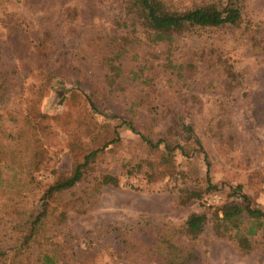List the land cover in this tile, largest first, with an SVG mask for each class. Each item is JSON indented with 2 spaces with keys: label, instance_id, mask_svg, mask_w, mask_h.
<instances>
[{
  "label": "rangeland",
  "instance_id": "1",
  "mask_svg": "<svg viewBox=\"0 0 264 264\" xmlns=\"http://www.w3.org/2000/svg\"><path fill=\"white\" fill-rule=\"evenodd\" d=\"M155 1L178 13L228 2ZM237 3L236 25L160 39L132 0H0V251L18 248L11 264H264L263 230L247 250L234 226L216 230L218 209L242 202L238 186L264 211V0ZM96 150L23 245L44 192ZM192 214L207 216L194 239Z\"/></svg>",
  "mask_w": 264,
  "mask_h": 264
},
{
  "label": "trees",
  "instance_id": "2",
  "mask_svg": "<svg viewBox=\"0 0 264 264\" xmlns=\"http://www.w3.org/2000/svg\"><path fill=\"white\" fill-rule=\"evenodd\" d=\"M133 3L139 7L143 13L147 25L149 28L154 30L160 35V39H168L169 34L173 32H179L186 29L187 27H220L225 25H236L242 18V10L237 0H228L227 4L222 8L217 6H203L197 7L195 9L178 13L169 12L164 9L160 2L155 0H132ZM171 40V38L169 39ZM133 132H137L134 124L132 122L125 123ZM138 133V132H137ZM142 139L146 141L151 147L159 148L162 144L165 145L168 153H171L173 149L170 148L166 142L163 140L154 143L145 136L142 135ZM106 147V146H105ZM101 150H96L89 153L84 160L83 164L78 165L68 177L57 180L53 185H51L43 194L41 201L43 203L40 206V212L35 216L30 215L29 219L26 221L25 227H27L30 232L23 238L25 242L23 245L31 242V238L34 237L35 229L38 227L40 220L48 214L47 203L59 194L65 193L72 188H74L78 183L81 182L85 175V168H87L91 161L95 159L97 154ZM102 184L107 185L110 183H116V178L113 176H103L101 180ZM209 184L211 181L209 179ZM242 187L238 186L233 194L242 200L239 202L226 203L218 209L216 230L218 236H223L224 231L227 226H234L237 232V242L239 247L242 249H250V237L257 234L260 230L264 231V211L260 209H255L249 197L241 192ZM198 197L195 192H190L189 199ZM188 199V200H189ZM181 202L186 203L184 200ZM219 213L222 214L220 218ZM65 212L62 217H65ZM246 220L245 225L247 227L242 231L241 223ZM207 221V216L204 214H192L189 216L184 225V233H186L191 238H196L204 229V225ZM21 244V243H20ZM20 247V246H19ZM170 248L174 245L170 244ZM7 255L3 251H0V263L1 264H11V257L15 254L19 255L18 248L12 246L7 250ZM6 255V258L4 256ZM9 256V259L7 257ZM44 260V261H43ZM160 264H187L188 259L185 256L180 258L169 256L161 260ZM38 264H57L56 260H53L49 254L43 255L42 258L38 259ZM59 264V263H58Z\"/></svg>",
  "mask_w": 264,
  "mask_h": 264
}]
</instances>
